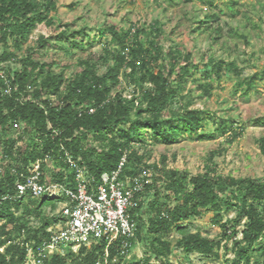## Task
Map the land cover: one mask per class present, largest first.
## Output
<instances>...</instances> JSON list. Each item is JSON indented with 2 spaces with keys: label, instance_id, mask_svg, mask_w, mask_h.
Returning a JSON list of instances; mask_svg holds the SVG:
<instances>
[{
  "label": "trees",
  "instance_id": "trees-1",
  "mask_svg": "<svg viewBox=\"0 0 264 264\" xmlns=\"http://www.w3.org/2000/svg\"><path fill=\"white\" fill-rule=\"evenodd\" d=\"M201 1L210 9L217 2ZM226 4L233 13L238 1L228 0ZM59 8L58 0H0V66L11 86L10 92L5 93L7 84L0 78V264H24L28 245L37 248L46 241L48 227L58 218L55 216L52 221L46 215V207L55 211L65 198L30 194L19 197L17 191V182L30 173L31 163L48 155L55 166L49 170L44 163L43 179L48 172L52 181L70 187L76 181L68 155L96 180L104 172L117 169L124 155L121 177L130 183L136 176H143L144 189L131 210L138 229L130 250L139 240L144 242V260L126 263L119 240L109 246L99 241L90 247L81 246L77 252L69 250L80 256L79 264L105 260L108 264H174L165 261L173 252L168 238L173 231L179 234L176 245L186 256H219L223 246L227 254L230 249L222 243L225 237L227 242L232 240L234 253V258H226L225 264H264L263 181L221 173L214 163L203 172L190 174L167 169L165 156L161 163L147 161L150 143L215 136L201 132L204 110L182 102L187 84L199 68L194 53L171 41L159 18L150 22L128 21L125 27L105 22L93 29V35L87 24L75 28L73 22H58ZM193 9L197 19L199 11ZM219 15L217 11L206 13L204 19H197L195 30L221 31L219 26L209 24ZM40 24L54 32L40 34L30 45V36ZM236 34L248 41L245 32ZM98 43L101 49L95 52L92 49ZM55 49L67 57L85 51L88 54L78 57L77 69L69 74L67 70L73 65H64L61 59H44ZM207 58L202 61L205 78L220 79L226 75L235 80L237 90L244 94L256 88L255 79L244 75L237 60ZM198 82L199 90L210 95L211 83ZM216 120V130L221 133H233L234 124L239 123L223 116ZM257 121L264 123V116ZM19 140H25V145H19ZM259 143L264 153V137ZM213 157L214 153L210 154L208 161ZM207 210L214 212L213 220L224 232L219 241L194 232L185 224ZM224 211H234L235 217L223 222ZM243 218V229L238 230ZM66 263V256L60 253L46 262Z\"/></svg>",
  "mask_w": 264,
  "mask_h": 264
},
{
  "label": "rangeland",
  "instance_id": "rangeland-1",
  "mask_svg": "<svg viewBox=\"0 0 264 264\" xmlns=\"http://www.w3.org/2000/svg\"><path fill=\"white\" fill-rule=\"evenodd\" d=\"M216 1V6L210 9L201 0L193 2L157 0L158 3L156 0H58L60 8L56 17L60 23H75L73 26L75 28L87 24L91 27L90 33L93 35L96 33L93 29L105 22L125 27L128 21L150 22L157 18L161 19L170 40L180 43L183 50L194 53V61L199 64V68L188 82L184 91L186 96L182 102L189 104L191 108L204 110L201 132L215 133V136L200 140L186 137L172 143H150L147 161L161 163L165 156L167 169L188 171L190 174L203 172L208 165L214 163L221 173H232L238 177H254L264 182V153L259 143L260 138L264 137V123L257 121L259 117L264 116V0H237L238 4L233 13L226 4L228 0ZM193 7L199 11L197 19H204L208 12H219V19H210L209 24L215 28L219 26L221 31L195 30L198 23ZM236 31L245 32L248 35V41L237 35ZM53 32L51 27L40 24L30 36L29 44H33L40 34L51 35ZM213 36L217 38L214 39ZM100 49L101 43H98L92 50L98 52ZM51 52L53 54H49V57L45 56L44 59L48 61L61 59L64 65H73L67 70L69 74L77 69L78 57L88 54L85 51L83 54L78 53L67 57L61 50L55 49ZM209 56L225 58L228 61L237 60L238 65L244 69V75L255 79L256 88L249 94H244L243 90H237L235 80L226 75L220 79L205 78L202 61H207ZM198 80L202 83H211L210 95L203 94L199 90ZM220 116L228 120H239V123L234 124L233 133H221L220 130H216V119ZM25 143V140H19L18 144L25 145ZM212 153H214V160L210 162L208 158ZM49 164L55 166L53 162ZM48 169L51 170L50 167ZM47 179L53 180L48 172ZM62 207V202L58 204L55 211L46 207V215L52 221L55 216H58L55 221L58 223ZM143 215L146 219L147 211ZM222 215H224L223 222L235 217L234 211H224ZM213 217L214 212L207 210L201 216L186 221L185 224H188L192 231L219 241L222 236L224 237V232L220 224L214 222ZM244 222L245 218L237 226L238 230L243 229ZM168 238L171 240L173 252L165 258L167 263L184 264L191 261L194 264H225L226 258H234L232 240L227 242L225 237L222 243H226L230 250L225 254V247H221L219 256H206L199 253L186 256L185 252L176 245L180 238L179 234L173 231ZM145 246L144 242L139 240L130 256L123 261L134 263L144 260ZM74 253H69V250L64 251L67 258L66 264H79L80 256ZM152 263L157 261L152 260Z\"/></svg>",
  "mask_w": 264,
  "mask_h": 264
},
{
  "label": "built area",
  "instance_id": "built-area-1",
  "mask_svg": "<svg viewBox=\"0 0 264 264\" xmlns=\"http://www.w3.org/2000/svg\"><path fill=\"white\" fill-rule=\"evenodd\" d=\"M0 78L6 81L5 93H9L11 86L1 66ZM50 159L48 155L31 163L30 173L17 182L19 197L30 194L33 197L65 198L59 222L48 227L49 237L40 246L28 245L24 264H46L56 253L64 255V251L70 249L77 252L81 246L90 247L99 241H105L109 246L119 240L120 253L128 258L138 229V221L131 210L137 206V196L144 189L143 176H136L130 183L121 177L126 162L124 155L117 169L104 172L96 180L86 167L68 155L67 162L75 171L76 181L75 186L70 187L43 179V165L46 163L50 167ZM98 264H108V260Z\"/></svg>",
  "mask_w": 264,
  "mask_h": 264
}]
</instances>
